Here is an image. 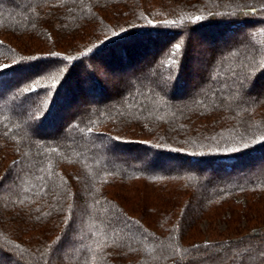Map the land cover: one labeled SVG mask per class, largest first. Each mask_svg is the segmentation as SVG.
<instances>
[{"label": "trees", "instance_id": "obj_1", "mask_svg": "<svg viewBox=\"0 0 264 264\" xmlns=\"http://www.w3.org/2000/svg\"><path fill=\"white\" fill-rule=\"evenodd\" d=\"M3 2L0 35L41 48L0 38V264H264V224L191 234L264 195V0ZM100 63L139 77L113 93ZM139 181L177 183L175 211L110 193Z\"/></svg>", "mask_w": 264, "mask_h": 264}, {"label": "rangeland", "instance_id": "obj_2", "mask_svg": "<svg viewBox=\"0 0 264 264\" xmlns=\"http://www.w3.org/2000/svg\"><path fill=\"white\" fill-rule=\"evenodd\" d=\"M3 0H0V7L3 6ZM0 38L9 42L12 45L19 46L24 44L25 47L29 46L26 44L25 36L23 35H5L4 33L0 35ZM25 42V43H24ZM193 46L194 48L200 46V41L198 37H195V40H193ZM31 49L34 48H41L40 44L38 43H31V46H29ZM38 52V51H35ZM40 52V51H39ZM151 60V58L149 57ZM149 61V60H148ZM147 61V62H148ZM101 64V63H100ZM98 74L100 77H102L103 81L106 83L107 86H109V89L111 92H115V89L119 85H121V81L124 79L129 80L136 77H139V72L137 71H131L130 73H127L125 76L120 77L119 75L115 74V72L110 71V69H107V66H104V64H101ZM2 65H0L1 67ZM103 66V67H102ZM195 69V64L193 65ZM149 73V72H148ZM149 75V74H146ZM152 77V74H150ZM199 84L196 86L198 88ZM91 97V96H90ZM89 100V101H88ZM86 100V105L79 106V109L82 111H85L87 107L99 103L98 100H90L88 98ZM262 159L256 161L261 162ZM174 165V163L169 162V166ZM177 184V183H176ZM174 182L169 183H157L152 184L145 181H139L135 182L134 187L132 189H124L122 190L123 193H120L122 191H114L116 188L111 189L110 193L116 194V197L118 196L119 199H122L123 201H126L125 205L132 204L133 209L130 208L128 211L133 212V214L136 217H139V215L146 216L151 218L152 222H157V219L159 214L158 213L161 210V213H169L175 211L173 208L171 209V205H177V203L180 202L181 197L176 198L175 195H173L176 191H178V185H176ZM135 192H139V195H136ZM118 193V194H117ZM244 197H243V196ZM235 196L232 200L229 199L226 203L219 204L214 203L211 207L212 210L209 212L207 216H204L199 222L195 225L194 230L192 229L191 234L195 239H197L196 243H221L222 240H227L233 238L235 235L234 233L238 232H244L248 229H252L253 227H259L262 224H264V199L259 200V198H264V195H254L250 193L242 194ZM138 198H137V197ZM136 197V200L135 198ZM254 197L251 200V204H249L248 199ZM138 200V202H136ZM231 200V201H230ZM147 203L152 207L151 210L149 209H142L140 206ZM254 203L256 205H254ZM249 204V205H248ZM239 205V206H238ZM233 206H238L234 208ZM234 208L235 210H240V213H242L243 216H241V219L238 223H231L228 222V219L231 218L230 213H228L227 209ZM173 210V211H172ZM256 212V213H255ZM161 215V214H160ZM227 238V239H226ZM219 245V244H217ZM240 260V259H239ZM241 261H237L235 264H241Z\"/></svg>", "mask_w": 264, "mask_h": 264}, {"label": "snow or ice", "instance_id": "obj_3", "mask_svg": "<svg viewBox=\"0 0 264 264\" xmlns=\"http://www.w3.org/2000/svg\"><path fill=\"white\" fill-rule=\"evenodd\" d=\"M177 48H179V45H177Z\"/></svg>", "mask_w": 264, "mask_h": 264}]
</instances>
